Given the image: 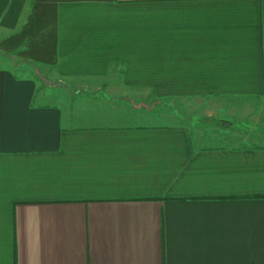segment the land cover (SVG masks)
Listing matches in <instances>:
<instances>
[{
    "label": "crops",
    "instance_id": "0c3cea01",
    "mask_svg": "<svg viewBox=\"0 0 264 264\" xmlns=\"http://www.w3.org/2000/svg\"><path fill=\"white\" fill-rule=\"evenodd\" d=\"M234 121L264 128V0H0V264H264Z\"/></svg>",
    "mask_w": 264,
    "mask_h": 264
},
{
    "label": "rangeland",
    "instance_id": "374dc122",
    "mask_svg": "<svg viewBox=\"0 0 264 264\" xmlns=\"http://www.w3.org/2000/svg\"><path fill=\"white\" fill-rule=\"evenodd\" d=\"M195 106H197V105H195ZM179 117H181V119L184 120L182 122L188 123V125H190V127L194 126L195 122L198 123V122L203 120V119L200 118L199 114H191L190 115V114L182 113V114H180ZM144 119L146 120V121L144 120L145 122H148V121H151L152 118H144ZM169 122L171 123V121H167V123H169ZM227 130H229V132L231 134L230 136H240V135L246 134V133H249V134H252L253 136H255L259 132H263V134H264V128L261 125L255 127V125H253L250 122L239 123L237 121L236 122L234 121V123L232 124V127L227 129ZM261 134L262 133H259V135H261ZM263 136L264 135H261L260 137H263ZM263 141H264V137H263Z\"/></svg>",
    "mask_w": 264,
    "mask_h": 264
}]
</instances>
